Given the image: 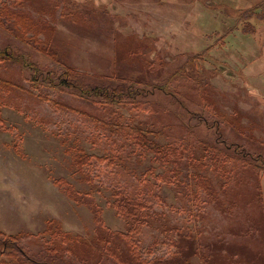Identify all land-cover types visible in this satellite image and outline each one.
Instances as JSON below:
<instances>
[{
  "label": "rangeland",
  "instance_id": "374dc122",
  "mask_svg": "<svg viewBox=\"0 0 264 264\" xmlns=\"http://www.w3.org/2000/svg\"><path fill=\"white\" fill-rule=\"evenodd\" d=\"M2 1L45 26L38 37L58 59L20 41L14 16L0 25V45L23 56L0 64L8 80L0 101V242L16 237L28 255L55 248L54 264L81 263L82 241L95 238L96 222L55 182L61 178L92 196L111 231L126 229L112 189L149 188L144 197L159 214L134 237L148 259L172 252L178 227L196 239L188 264H264L263 237L249 227L264 214V0ZM28 62L44 73L68 66L107 85L126 82L141 96L101 103L33 81ZM133 127L161 146L187 144L205 167L183 164L176 181L158 182L156 174H169L172 165L134 143L115 168L93 161L94 182L84 181L75 158L117 153L118 132L109 131ZM209 154L225 169L216 170ZM199 172L212 182L213 198L195 189ZM256 187L261 201L252 197ZM63 239L73 240L74 254L61 249ZM13 256L1 254L0 264H21ZM106 259L102 264H111Z\"/></svg>",
  "mask_w": 264,
  "mask_h": 264
},
{
  "label": "trees",
  "instance_id": "16d2710c",
  "mask_svg": "<svg viewBox=\"0 0 264 264\" xmlns=\"http://www.w3.org/2000/svg\"><path fill=\"white\" fill-rule=\"evenodd\" d=\"M12 16H14V22L19 24V29L21 30V32H18L17 34L20 41L35 44L37 51L41 54L51 59H58L57 51L48 46V42L45 39L38 37L41 30H45V26H37L27 14H23L20 10L12 9L9 4L0 0V25H2L5 19L7 20V18ZM26 28H32V32L30 31L31 35H26L29 31L28 29L26 30ZM6 61L21 62L23 61V56L11 46L0 45V64ZM26 65L31 70V79L33 81H39L42 79L48 81L49 84L53 86L67 87L84 97L96 99L101 103H119L123 102L125 99L129 102H133L136 100V97L141 96V91L134 85L126 82L118 83L116 85H107L105 82L93 79L94 75L92 74L79 73L68 66H66L61 72L54 74L51 71H46V73H44L35 63L28 62ZM147 70L149 69L147 68ZM148 73L151 72L149 71ZM7 84L8 80L0 75V101L3 98V92H6L5 86ZM40 97L42 98V96ZM124 131L125 130L122 131L121 129H114V131L111 130V132L109 131V134L118 132L116 133L117 139L114 140L115 145L118 147L117 153L111 152L109 154L95 156L81 152L75 158V166L84 181L88 183L94 182L95 175L93 176L90 173L93 161H96L97 164H104V166H106L105 168L112 166L115 168V165L118 166V164H122V161H124L127 156L133 154V152L128 153V149L130 144L134 143H141L142 145L147 146L146 148L153 153L154 158L160 164L172 165V167L169 168L170 173L172 172L171 176L170 173L156 174L155 180L158 182L171 183L172 180L176 181L177 174L183 164L193 165L200 168L205 167L204 162L202 163L198 161L194 155V150H190L187 144L183 146H161L148 139L141 129L133 127L127 133H122ZM202 145L204 146V144ZM120 150L121 153H119ZM212 156L210 154L208 155L210 161L215 166V169H225L223 163ZM246 156L247 155H245V157ZM255 160L260 159L258 158ZM102 169L103 167L99 170ZM55 182L60 184L65 193L76 203L88 206L92 211L96 222L95 238L91 241H82V246L86 248V251L80 258L81 263L78 264H102L104 256L110 260L111 264H188L189 259L197 254L198 247L195 236H193L190 231L184 233L180 228L174 227L178 238L172 243L174 249L171 253L165 257H157L153 259H148L142 255L134 237L140 233L144 226L149 225L151 219L156 216V213L157 215L159 214L158 211H153L151 209V206L144 197L143 192L149 193V188L146 189V187H144V191L139 189L133 193L122 189H112V206L114 207L116 214L126 222L125 231L120 232L111 231L103 227L101 216L99 215L100 208L89 193L76 190L70 183L61 178L55 180ZM194 183L195 189L205 192L206 197L213 198V196L217 195L215 188L211 185L212 182L210 179L201 172L194 174ZM153 197L157 200L159 199L157 193L153 194ZM252 197L261 201L262 197L257 187L255 188V193ZM260 215L258 221V223L260 222V225L255 221L253 224H250L249 227H257L255 231L262 236L264 240V214L260 213ZM52 224H56V222L52 219L48 220L47 229L52 230ZM58 231L60 232L59 229ZM61 234L65 236L66 240L69 239V234ZM16 240V237L11 236L4 238L0 242V255L3 253H11L17 258L16 260L22 261L20 262L21 264H25L26 262L29 264H54L52 258H56V252L54 251L55 248L50 249L53 253H50L48 250L44 253L42 252V255L34 257L28 255ZM72 241L64 242L63 239L62 242L64 243V246L61 247V249L64 252L74 254L71 250ZM204 260L209 259L205 258ZM213 260L214 258L212 261ZM64 264L67 263L64 262Z\"/></svg>",
  "mask_w": 264,
  "mask_h": 264
}]
</instances>
